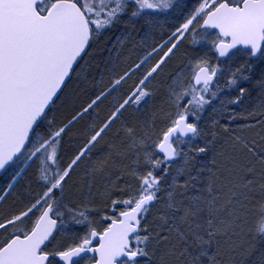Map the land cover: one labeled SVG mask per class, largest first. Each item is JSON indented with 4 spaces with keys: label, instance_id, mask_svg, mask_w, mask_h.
Here are the masks:
<instances>
[{
    "label": "snow or ice",
    "instance_id": "6c2138e0",
    "mask_svg": "<svg viewBox=\"0 0 264 264\" xmlns=\"http://www.w3.org/2000/svg\"><path fill=\"white\" fill-rule=\"evenodd\" d=\"M0 264H264V0H0Z\"/></svg>",
    "mask_w": 264,
    "mask_h": 264
},
{
    "label": "trees",
    "instance_id": "16d2710c",
    "mask_svg": "<svg viewBox=\"0 0 264 264\" xmlns=\"http://www.w3.org/2000/svg\"><path fill=\"white\" fill-rule=\"evenodd\" d=\"M104 55H107V53H104ZM135 59V57H133ZM215 63V59L212 61ZM99 78V77H97ZM160 79L159 77L154 78L153 84L156 83V80ZM133 85V79H129L124 85L121 86V89L119 90L120 93L125 92L129 89L130 86ZM164 85L165 82L160 79V92L159 95L155 101V106L157 109L161 107V102L164 99ZM229 90L224 89V97L228 95ZM118 93H114L112 96H108L105 100L102 101L97 107V109L91 113L88 117H85L84 120L79 121L77 124L74 125L72 129H70L69 133L65 136V144L64 148L62 149V159L67 160L69 156L72 154V152L75 150L76 145H82L85 142V129L87 126L93 122V120H102L105 115L109 112V110L112 107L113 99L115 96H117ZM87 101V96H82L79 100L76 101L77 104L83 103ZM216 104H219V101H216ZM78 110V109H77ZM68 111L70 112L71 109L69 108ZM211 111V109H209ZM132 113V109L129 108L128 111L125 112L124 117L126 119L130 118V114ZM207 115V113H205ZM139 118H144L143 114H138ZM70 118V117H69ZM119 123V122H117ZM116 125L113 126V130L115 129ZM80 170L77 171V173L73 174V178L75 179L78 175H80ZM3 207H8V203L6 202Z\"/></svg>",
    "mask_w": 264,
    "mask_h": 264
}]
</instances>
